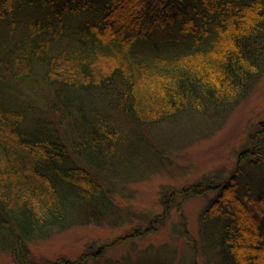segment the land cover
<instances>
[{
	"label": "trees",
	"instance_id": "trees-1",
	"mask_svg": "<svg viewBox=\"0 0 264 264\" xmlns=\"http://www.w3.org/2000/svg\"><path fill=\"white\" fill-rule=\"evenodd\" d=\"M263 69L264 0H0V252L84 264L34 260L29 243L100 223L107 173L153 170L168 137L211 130ZM255 135L247 175L238 162L163 201L217 190L200 213L214 264H264Z\"/></svg>",
	"mask_w": 264,
	"mask_h": 264
},
{
	"label": "rangeland",
	"instance_id": "rangeland-1",
	"mask_svg": "<svg viewBox=\"0 0 264 264\" xmlns=\"http://www.w3.org/2000/svg\"><path fill=\"white\" fill-rule=\"evenodd\" d=\"M222 112L211 130L180 139L168 137L164 149L158 150L153 170L138 175L137 168L136 175L128 177L107 173L103 183L111 192L114 212L100 223L78 220L65 228H52L29 243L31 257L73 260L84 254V264H143L145 260L152 264H214L212 253L204 247L200 213L217 190L188 191L185 197L176 192L168 200L167 210L163 201L168 192L190 187L206 175L225 177L238 162L245 165L258 158L252 137L263 138L264 145V130L260 129L264 125V69L241 98ZM256 151L261 152L263 162L262 167L253 168V174L264 186V149ZM244 169L245 175L251 172ZM262 185L257 189L262 190ZM240 187L244 189L243 184ZM0 264H13L7 252H0Z\"/></svg>",
	"mask_w": 264,
	"mask_h": 264
}]
</instances>
